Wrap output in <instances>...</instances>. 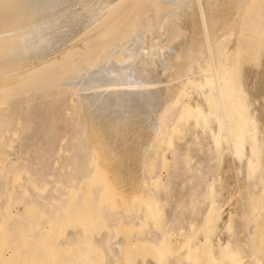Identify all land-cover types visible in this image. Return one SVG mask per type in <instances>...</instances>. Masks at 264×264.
Here are the masks:
<instances>
[{"label":"bare ground","instance_id":"1","mask_svg":"<svg viewBox=\"0 0 264 264\" xmlns=\"http://www.w3.org/2000/svg\"><path fill=\"white\" fill-rule=\"evenodd\" d=\"M263 57L264 0H0V264H264Z\"/></svg>","mask_w":264,"mask_h":264},{"label":"rangeland","instance_id":"2","mask_svg":"<svg viewBox=\"0 0 264 264\" xmlns=\"http://www.w3.org/2000/svg\"><path fill=\"white\" fill-rule=\"evenodd\" d=\"M248 66H249L248 68H250V72H248L249 70H247L248 78L251 79V81H249L250 92H251V90H254L253 91V93H254L253 97L256 96V98H258L257 100H259V102H258L255 98V100L257 102L256 106L258 107V111H260L259 112V114L261 115L260 117L263 118L264 117V109L261 107H264V57L257 62L253 61ZM249 73H251V74L249 75ZM250 82H251V85H250ZM260 109H262L263 112H261L262 110H260Z\"/></svg>","mask_w":264,"mask_h":264}]
</instances>
